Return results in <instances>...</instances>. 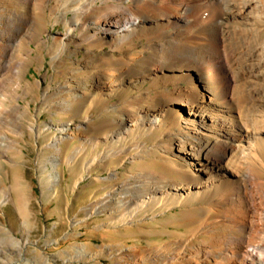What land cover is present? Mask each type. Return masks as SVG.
Returning <instances> with one entry per match:
<instances>
[{
    "label": "bare ground",
    "instance_id": "obj_1",
    "mask_svg": "<svg viewBox=\"0 0 264 264\" xmlns=\"http://www.w3.org/2000/svg\"><path fill=\"white\" fill-rule=\"evenodd\" d=\"M51 18L66 31L50 40ZM45 56L53 71L41 86L27 72ZM9 82L0 120L21 139L35 136L42 193L60 203L46 215L57 220L45 245L60 246L53 234L63 223L71 238L82 220L103 216L88 241L32 249L24 264H105V255L111 264H264V0H0V88ZM33 88L37 118L39 109L51 117L25 126L20 94ZM9 141L23 159L25 145ZM63 165L76 172L70 184ZM14 176L0 202L21 224L31 215L38 223ZM83 176L98 188L86 192L83 216L69 218ZM133 223L135 234L168 238L135 245L123 232L117 241Z\"/></svg>",
    "mask_w": 264,
    "mask_h": 264
},
{
    "label": "rangeland",
    "instance_id": "obj_2",
    "mask_svg": "<svg viewBox=\"0 0 264 264\" xmlns=\"http://www.w3.org/2000/svg\"><path fill=\"white\" fill-rule=\"evenodd\" d=\"M71 14L68 13L67 16H70ZM50 19V18H49ZM48 19L49 24H47V32L42 34L44 38L50 39L55 36H60L62 33H64L66 30L62 24V21L60 18L57 19L56 22L53 21V18H51V21ZM47 22V23H48ZM53 23V24H52ZM33 48V45H32ZM41 53L45 54V49L41 51ZM33 56H36V53H32ZM8 59V58H7ZM49 58L45 56L44 65L40 62L38 57H34V59H31L29 65V71L27 72V77L30 80H39L41 86H45L49 82V75L52 73L53 69L49 65V62H47ZM32 63V64H31ZM41 63V64H40ZM41 65V66H40ZM40 66V67H39ZM46 74V78L42 77V75ZM10 82L3 84V86L0 88V109H2L4 106L10 104L9 98H10ZM20 92V91H19ZM39 90L31 89L30 93L26 95L25 97L20 94L22 98L19 99V102L27 107V103L30 105V110L25 115V118L23 119V123L26 126L28 123L30 124L31 121L34 120H49L48 112L43 111L42 109H39L40 114L38 116V97H39ZM2 96V97H1ZM5 99V100H4ZM4 100V101H3ZM2 101V103H1ZM12 121V119H9ZM14 121V120H13ZM7 125V126H6ZM9 126V127H8ZM3 127V128H2ZM8 135H6L5 133ZM4 133V134H3ZM6 135V136H4ZM7 137V139H6ZM5 138V139H4ZM13 138L15 140H19V143L23 146V150L25 152V157L23 159H19L17 156H14V151L10 149L8 143H10V139ZM18 138V139H17ZM3 139V141H2ZM9 139V140H8ZM23 139V140H22ZM18 136L17 134L12 132V129L9 124L3 123L0 120V161L2 164L0 165V186L9 187L14 185V175L17 177H21L20 179V186L23 187L26 190L25 196L31 199V210L37 213L38 217V223L35 221V216L31 215L28 219V225L21 224L20 218L16 214V209L14 205L11 202H0V264H24L26 257L33 256L32 249H36L37 251H46L49 253L56 252L57 248H65L70 243L73 242H85L88 241L85 231L92 229L94 227L95 223L101 221L103 216L101 215H94L91 218H87L85 220H82L81 224H88V226L81 227L79 232L76 233L73 237L67 238V234L72 232L71 228L72 225H67L63 223L62 225L55 228L56 234H53V238L61 241L62 243L59 244L60 246H57L56 241L52 243L51 246L45 245L44 239L48 237L49 230L53 228L55 221L57 220V216L55 214H52L51 216L46 217L47 214L51 212L52 209H54L57 205H60L59 202H56L53 198L46 196L42 193L41 185L39 178L41 176V172L39 169H37L36 166V159L38 157H42L45 154V151H43V154H41V151H38V146L36 143L35 136L29 137L28 132H25L24 136L22 137ZM8 140V141H7ZM44 139L42 137H39L37 139V142L42 143ZM7 144V145H6ZM5 147V148H4ZM6 150H4V149ZM8 148V150H7ZM13 151V152H12ZM7 152V153H6ZM41 152V153H40ZM12 153V154H11ZM17 157V159H16ZM7 159V160H6ZM16 159V160H15ZM15 161V162H14ZM20 161L21 163H17ZM17 164V165H16ZM129 165L128 163H126ZM16 165V166H15ZM18 167V168H17ZM64 171H65V178L63 179V184H70L71 179L73 178V175H75L76 172H70L67 169L66 165H63ZM119 170L123 171L124 168H119ZM95 174L99 173V171H94ZM105 174V172H103ZM26 183V184H25ZM89 178L86 176H83L81 181L79 182L78 190L77 188H74L73 191L69 194V209H68V216L69 218H72L74 216L81 217L83 216V211L80 208V204L85 201L86 199V192L87 191H94L98 188L97 184H91L89 186ZM29 187H27V186ZM30 185V186H29ZM85 185L82 189L80 186ZM87 186V187H86ZM85 188V189H84ZM27 189L31 190L29 192ZM76 189V190H75ZM81 189V190H79ZM86 190V191H85ZM76 191V192H75ZM84 191V193H83ZM42 193V194H41ZM12 198H16L17 194L14 190H11L10 192ZM79 200V201H78ZM78 201V202H77ZM5 204V205H4ZM62 204V203H61ZM71 204V205H70ZM178 209H172V212L177 211ZM169 214V213H167ZM33 216V217H32ZM166 216V214L159 215L157 218L162 219V217ZM84 218V217H83ZM31 222V223H29ZM156 224L154 221H152L150 218H147L145 220V227L152 228V223ZM36 223V224H34ZM148 225V226H147ZM151 225V226H150ZM26 226V227H25ZM33 226V227H32ZM121 230V237L117 236L115 239L117 241H123L126 238L122 237L125 233L126 235H131L127 237V243L128 244H135L138 243L139 245H144L147 242L151 243H160L168 238L166 234L164 235H150L148 237H144L139 234H135L137 230V226L135 223L133 225H121L119 227ZM128 228V229H126ZM165 229L173 230L176 229L179 233L184 232L185 228L178 227L173 228L171 225L167 227H164ZM163 229V228H161ZM125 232V233H123ZM129 233V234H128ZM8 235H12L17 239H20L22 241H26L27 238L30 239L32 242H34V245L31 243H25L24 246L17 247L12 246L9 244H5L2 241V238ZM106 235V234H105ZM125 235V236H126ZM111 237L112 236H107ZM105 237V238H106ZM106 238V239H107ZM37 242V243H36ZM93 244H103L102 239L100 238H94L91 241ZM27 247V248H26ZM103 262L105 264H111L110 258L108 256L101 257ZM60 263V261H57ZM77 264V263H75Z\"/></svg>",
    "mask_w": 264,
    "mask_h": 264
}]
</instances>
